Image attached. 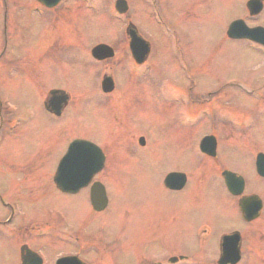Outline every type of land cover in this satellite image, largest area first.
<instances>
[{
  "label": "rangeland",
  "instance_id": "1",
  "mask_svg": "<svg viewBox=\"0 0 264 264\" xmlns=\"http://www.w3.org/2000/svg\"><path fill=\"white\" fill-rule=\"evenodd\" d=\"M154 1L139 0L140 5L137 0H128L133 21L159 50L161 46L165 49L152 54L149 71L131 78L123 72L125 56L120 52L107 63L94 64L92 60V46L112 43L127 26V22L120 23L115 17L110 1L97 3L101 12L90 16L86 13L87 17L71 2L66 13L60 10L61 20L55 25L54 11L50 16L42 13L36 0H8L6 33L5 6L0 2V99L4 109L9 107L14 125V135L5 136L0 144V191L6 200L9 194L20 201V221L29 216L46 219L48 215L54 221L56 215L50 212L63 210L66 224L84 225L86 192L66 196L55 191L53 174L55 162L72 138L90 140L107 156L106 172L96 179L106 183L114 202L107 217L101 215V221L93 220L92 227L102 228V233L111 237L120 232L126 214L130 216L131 232L135 224L142 226L147 219L151 223L161 215L172 218L169 233L160 236L159 246L139 247L123 237L122 244L116 245L122 252L115 258L136 264L140 258L177 255L187 248L200 259L197 264H216L218 237L200 236L206 226L201 221L208 222L207 216H213L216 232L235 228L245 231L247 225L235 209L227 207L218 178H214L218 182L209 184L195 181L211 166L194 168L199 158L188 159L186 155L195 150L193 142L198 143L202 135L218 133L221 162H214L215 174L218 163H222L223 168L244 175L248 188L264 199V183L256 177L249 155L264 151V132L254 128L248 134H233L250 118L264 125V50L228 45L227 27L232 19L247 14L245 0ZM137 6L142 14L135 13ZM161 6L165 25L156 16ZM258 19L264 24V13ZM176 23L184 35L191 36V42L184 47L189 66L196 73L190 72L186 81L182 69L188 66L184 58L169 54L162 36L167 24L173 27ZM106 74L116 78L126 99L125 107L115 109L113 103L107 102L110 97L101 92L100 82ZM56 87L71 94L72 99L58 119L43 107L49 90ZM114 98L111 102L116 101ZM139 136L145 137V148L135 142ZM31 163L42 168L23 169ZM172 169L191 173L187 192L198 205L192 200L190 208L182 210L186 193L171 194L166 190L163 179ZM168 200L174 207L161 205ZM8 216L9 210L0 203V217ZM198 219L199 237L193 226ZM258 230L253 228L252 237L260 236ZM254 240L246 242L247 259L240 264H264V240ZM165 241L170 249L165 247ZM20 242L0 235V264H18ZM206 258L209 259L203 261Z\"/></svg>",
  "mask_w": 264,
  "mask_h": 264
},
{
  "label": "flooded vegetation",
  "instance_id": "2",
  "mask_svg": "<svg viewBox=\"0 0 264 264\" xmlns=\"http://www.w3.org/2000/svg\"><path fill=\"white\" fill-rule=\"evenodd\" d=\"M37 3L40 5V10L42 13H45L47 16H50L51 13L50 11H54L55 15V25H58V22L61 20L60 16V10L63 11V13H66V8L68 9V6L70 3H74V5H78L81 10V14H83L87 17L90 15H93L95 11L101 12V10L98 7L99 2H102V0H60L55 3L53 7H48L44 5L43 3L39 2L36 0ZM110 1L111 7L114 9V15L118 19V21L121 23L127 22V26L125 29V32L120 33L116 36V40H114L112 43L107 44V43H98L99 44H106L109 46L110 50L108 52L112 51V55L109 57H106L102 60H96L92 57V60L95 64H103L107 63L110 60L115 59L118 56V53H122L124 57V66H123V72H126V75L128 78H131V76L135 77L138 75H142L149 71V62L152 54L159 53L160 51L165 50L162 46L160 50L158 47H156L155 44L149 39V37L144 34L141 31V28L133 21L132 16H131V10L132 7L130 8V3L128 0H107ZM118 1H121V7L122 10L124 11L123 13H119L116 10L117 3ZM139 2V0H137ZM161 3V0H159ZM209 2H214V0H207ZM0 2L3 3L5 6V15H4V33L6 30V22L8 20V14L6 12V7L8 6V0H0ZM154 2H157L156 0ZM250 0H245V7L247 9V14L245 16L237 17L231 20L229 23L227 30H226V39L227 42L230 43L228 45H245V46H251V47H256L257 50H264V24L259 23V19L261 15L264 13V0H260L262 4L261 10L257 14H252L251 11L248 8V3ZM71 3V4H72ZM98 3V4H97ZM140 3V2H139ZM141 5V3H140ZM101 7V5H99ZM141 7L137 6V9L135 10V13L137 11L139 14H142V11L140 10ZM103 10V9H102ZM105 12V11H104ZM151 12V11H150ZM106 13V12H105ZM163 9L162 6L161 8L156 11V16L159 17V20L162 21V24H164L163 20ZM153 15V13H152ZM155 15V13H154ZM162 17V18H161ZM244 17V18H243ZM59 19V20H58ZM236 20H242L241 23L237 26V36L240 34L241 31H249V29H258V34L257 36L259 38H262L263 43L256 42L250 38L247 37H231L229 35V30L232 25V23ZM165 25V24H164ZM131 27H134V29L137 32V36L142 38L143 40H139V42L132 44V36L129 32V29ZM180 26L176 23L173 27H171L169 24L165 26V35L162 34L163 36V41L165 44L168 46V51L169 54L177 55L178 57L184 58V62L187 64L188 67H184L182 69V73L184 74V79L185 81L188 80L190 77V72L196 73V70H192L189 66V60L187 61L186 59V51L184 45L191 42V39L189 37V34H185L181 32ZM194 30V29H193ZM191 35V34H190ZM56 38H55V43L56 47H58V31L56 30ZM189 38L186 40V43L183 41L186 38ZM150 38L152 37V34H150ZM155 41V40H154ZM193 38V42H194ZM156 42V41H155ZM158 43V42H157ZM160 43V42H159ZM184 43V44H183ZM162 44V43H160ZM92 46V49L96 46ZM135 46L136 49V54L146 56L147 59L144 63H139L136 61L133 53L132 47ZM164 46V45H163ZM147 49L149 50V53H146ZM92 51V50H91ZM92 53V52H91ZM3 54L0 53V57H2ZM43 54L42 51L39 56V60H41ZM127 63V66H126ZM105 77H111L112 81L109 82L111 88L108 91L103 90V79ZM196 84L195 81H188V83ZM101 92L105 95V97H110L108 99V104L113 103L112 106L117 107H125L126 99H124L123 94L120 92L116 78H114L111 74H106L103 76L101 80ZM264 84V79L262 82ZM52 90H57L56 97H58L59 93L58 90L64 91L65 90L61 88H52L49 90L47 97L43 100V107L45 111L51 115L53 118L58 119V117L63 116L64 112L67 110L71 103V94L66 92L68 95V99L66 103H63L61 105V114L58 115V98L55 99V111H52V106L50 105V99H51V94L50 92ZM122 90V89H121ZM124 91V89H123ZM61 95V93H60ZM116 97V99L114 98ZM113 98L116 100L114 102H111ZM205 104V103H203ZM202 104V105H203ZM202 110V108L200 109ZM57 111V112H56ZM261 120H255L253 119L251 121V118L246 120L245 126H242L241 128H235L237 131L236 133H233L235 135H242V134H248L250 131H252L254 128H260L264 132V125L260 124ZM14 125H13V116L11 112L9 111V107L4 109V103L0 99V144L4 142L6 139L5 136L9 135H14L13 133ZM218 134V133H217ZM215 132L211 133H205L202 135L200 139H198L197 142H193L195 150L192 151V153L186 155L188 159H198L196 166L194 168H202V166L210 165L211 168L208 170H203V174L201 172V175L198 179V177L195 179L197 183H210V182H218V180H214V178H218L222 185L223 189L225 191V198L227 199L226 205L229 208L235 209L236 214L239 213L241 217V221L244 225H247L245 231H241L240 229H231V230H219L216 232L215 228V222H214V217L211 215L207 216L208 222L201 221L203 223H206V226L203 231V235L200 236H205V235H211L209 236L210 238L214 235L215 237H218L217 239V248H216V253H218V258L216 261V264H219V260L222 255V249H223V240L225 236L231 235L232 236V241L230 242V245L235 249L233 250L234 255L237 256L239 254L240 259L236 264H240V262L243 259H247V253L246 251V242L249 240L251 244V239H255L254 241H260L264 240V199L263 196L260 193H257V191L249 189L248 188V180L247 178L242 175L241 173H238L236 171H232L228 168H223L222 163L219 164V171L218 174H215V170L217 167L215 166L214 162H219L220 161V152H219V146H220V139L218 138ZM206 137H213L210 140H207L204 144V148H202V142ZM58 139V138H57ZM76 139H81L74 137L70 140V143ZM87 140V139H85ZM90 141V140H88ZM139 144L140 147L145 148L147 146V142L145 137L139 136L135 142ZM92 142V141H90ZM69 143V145H70ZM94 143V142H92ZM96 144V143H94ZM66 147L65 151L61 153L60 157L57 159L54 165V174H53V188L55 191L60 192L61 194H64L66 196L69 195H81L84 192H86L85 197H86V215H85V220L87 221L84 225L83 223L81 226H78L77 224L73 225H68L66 224L65 221V214H63V210H58L56 212L52 211L50 214L56 215V219L54 221L50 220V217L52 215H48L46 219H40V218H33L29 216L26 220L20 221L22 218V214L20 213V201L17 202V198H14L13 196L8 195V200L5 197V194H1L2 191H0V203L3 206V208L9 210V216L7 218H2L0 217V235L1 236H7L9 240H14L15 242L21 241V246L19 247V259H18V264H126V261L119 260L115 258V255H120L119 252H122L121 248L116 246L119 242L122 244L120 241L123 237H127V242L131 245H133V242L136 244V246H144V245H152L156 244L159 246V242H161L160 236L163 238L166 236L167 233H169V230L172 226V218L169 216H164L161 215V218H153L152 220L154 222L150 223V220L147 219L145 220V223L142 226H139L135 224L136 228L134 232L130 231V227H128V222L130 216H123L122 221H121V227H120V232H117L116 236H105L104 233H102V228H95L92 227L90 224L93 222V220H99L101 221L100 216L102 215L103 218L107 217L105 214L111 209H109L110 205L113 204L114 202L110 198L107 188H106V183L96 179L98 175L101 173L106 172L107 168V156L104 153L103 149L100 147L104 154V162L103 166L100 171H98L91 181L89 182L88 185L78 189L75 192H64L60 190L55 182V175L58 170V166L63 159L64 155L67 153L68 147ZM259 154H264V151H257L255 155H253L251 152H249V155L251 156L254 171L256 174V177L264 183V176L260 175L257 171V158ZM205 158L209 161L204 162L201 158ZM196 161V160H195ZM221 162V161H220ZM32 168H42V166H36L31 163L30 166H23V169H32ZM171 173H178L180 176H176L175 180L173 181V184L171 186H168L165 182L167 176ZM231 173V174H230ZM191 174V173H190ZM190 174L186 172L185 170H180V169H172L168 170L167 173L164 176L163 179V185L166 188L168 192L171 194H176V193H186L185 194V199L183 201V205L180 206L182 210H185L187 207L190 208V203L193 200V203L195 202V199L191 197V195L188 194L187 192V187L190 184ZM217 175V177H216ZM240 179L242 181V187L240 186ZM95 182H100L101 184L104 185L105 190H106V198H107V203L106 206L101 209L97 210L95 209L93 202H92V187ZM228 182L230 183L231 188L228 185ZM262 190L264 193V186H262ZM260 188V187H259ZM232 190L238 191L241 190V192L236 194ZM249 196H257L258 197V203L253 204V208L249 209V214L251 211V214L255 217L252 219H246L245 215L242 212L240 202L243 198L249 197ZM13 197V198H12ZM170 200L165 201L164 203H160L161 205H168L170 207H174V204H168ZM221 204V203H220ZM219 204V206H221ZM194 205H198L197 202L194 203ZM258 206H260L258 208ZM91 210H90V208ZM89 211V213H88ZM92 211V212H91ZM233 211V210H232ZM58 212V215H57ZM125 213V212H124ZM209 218V219H208ZM104 220V219H103ZM102 220V221H103ZM89 222V224H87ZM200 222V223H201ZM199 219L197 220V223H195L193 226H195V230L197 226L200 224ZM260 224V225H257ZM99 227V226H98ZM258 231L261 232L260 236L257 237H252L254 234L253 228H257ZM99 229V230H98ZM250 229V230H249ZM164 233V236H163ZM252 233V234H251ZM131 234H134V238L131 236ZM198 234V235H197ZM196 236L199 237V232L196 230ZM107 237V238H106ZM195 237V239L197 238ZM166 242V241H165ZM164 243V242H163ZM255 243V242H254ZM167 248H171V246L166 242ZM262 248V247H260ZM183 250H179L178 254H164L162 256H154V257H144L140 258L136 264H197L199 262V258L196 257V254H193L190 252L189 249L187 248H182ZM263 249V248H262ZM195 255V256H194ZM123 257V256H121ZM124 258V257H123ZM174 258H177L176 261H173ZM209 258L203 259V261H206ZM264 259V258H262ZM214 260H212L213 262ZM14 264V263H10Z\"/></svg>",
  "mask_w": 264,
  "mask_h": 264
},
{
  "label": "water",
  "instance_id": "3",
  "mask_svg": "<svg viewBox=\"0 0 264 264\" xmlns=\"http://www.w3.org/2000/svg\"><path fill=\"white\" fill-rule=\"evenodd\" d=\"M43 4L47 6H54L57 0H39ZM60 0H58L59 2ZM248 8L251 11L252 14H257L261 8L262 4L260 0H250L248 3ZM117 9L120 12H123L121 7V1H118L117 3ZM242 20H236L232 23L229 35L231 37H247L250 38L256 42L263 43L262 38H259L255 33H258V29H249V31H241L240 34L237 36V26L241 23ZM243 22V21H242ZM129 32L132 36V44L139 42V40H143L142 38L137 36V32L134 29V27H131L129 29ZM110 47L104 44H100L96 46L92 54L97 59H104L106 57H109L112 55V51L108 52ZM134 57L139 62L142 63L147 58L146 56H142L139 54H136L135 46L132 47ZM146 53H149V50L147 49ZM112 81L111 77H105L103 80V89L105 91L110 90L111 86L108 84ZM57 90H52L50 92L51 99H50V105L52 106V111H55V99L58 98V115L61 114V105L63 103H66L68 99V95L66 92L58 90V97H56ZM61 93V95H60ZM57 112V111H56ZM213 137H206L204 141L202 142V148H204V144L207 140L212 139ZM214 139V138H213ZM104 162V154L100 147H98L96 144L84 140V139H76L68 147L67 153L64 155L63 159L61 160L57 173L55 175V182L58 186V188L64 192H75L78 189L86 186L89 184L93 176L101 170ZM257 171L260 175L264 176V154H259L257 158ZM231 174V173H230ZM176 176H180L178 173H171L167 176L165 182L168 186H171L173 184V181L175 180ZM229 187L230 183L228 182ZM240 186L242 187V181L240 179ZM236 194L240 193L241 190L235 191ZM258 197L257 196H249L245 197L241 200V209L243 214L245 215L246 219H252L255 217L251 214H249V209L253 208V204L258 203ZM92 202L97 210H101L106 206L107 198H106V190L103 184L100 182H95L92 187ZM260 206H258L259 208ZM232 236L227 235L225 236L223 240V249H222V255L219 260V264H235L239 261L240 256L239 254L237 256L234 255L233 250H235L231 245L230 242L232 241ZM177 258H174L173 261H176Z\"/></svg>",
  "mask_w": 264,
  "mask_h": 264
}]
</instances>
